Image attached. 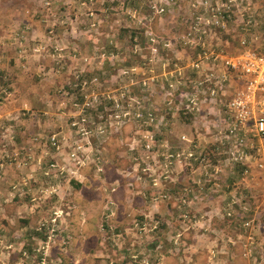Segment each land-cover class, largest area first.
Returning a JSON list of instances; mask_svg holds the SVG:
<instances>
[{
    "label": "rangeland",
    "instance_id": "1",
    "mask_svg": "<svg viewBox=\"0 0 264 264\" xmlns=\"http://www.w3.org/2000/svg\"><path fill=\"white\" fill-rule=\"evenodd\" d=\"M44 2L49 3L48 11ZM73 8L78 14L70 16ZM3 12L7 15L0 22L5 27L13 30L17 24H34L41 33L35 38L30 29H21L11 37L7 58L25 64L23 73L33 92L12 103L19 106L25 102L17 113L27 129L21 141L11 140L13 145L0 141L4 167L16 171L10 158L16 154L17 159L30 157L25 169L34 166L43 171L54 162L51 156L57 152L71 164L70 153L77 160L87 158V164L77 169L84 176L81 193L70 195L68 181L57 188L59 197L63 196L59 209L55 207L58 204L48 201L31 209L23 201L11 212L3 196L0 264H264V226H260L257 237L254 233L256 223L264 224V180L260 179L256 189L246 187L245 183L254 182L253 167H245L251 175L242 177L243 170H235L233 175L232 167L237 163L229 153L234 151V137L227 131L224 114L229 98L223 102L218 95L228 74H235L224 67V57L243 48L264 53V0H0V14ZM46 26L53 30L43 36ZM125 28L144 32L145 53L138 45L132 52L126 49L119 36V30ZM201 52L208 59L194 69L191 65ZM123 61L140 63L128 67L122 65ZM117 64L121 66L118 71H107L108 65ZM208 74L212 77L205 79ZM82 82L85 85L81 89ZM42 91L47 95L42 96ZM100 103L107 105L104 119L92 114ZM42 109L48 115H43ZM135 111L150 112L153 122L142 124L133 117ZM178 111L191 116L189 124L180 122ZM123 113H127L124 118H115ZM52 134L59 151L48 144ZM252 143V149L246 143L242 151L251 154L260 149L264 165V140ZM3 165L0 162V170ZM99 167L101 170L96 171ZM179 169L205 171L204 178L200 172V185L212 188V192L205 193L206 206L198 213L192 215L180 201L177 208L180 222L176 228L182 231L181 225L187 228L197 221L194 228L198 240L188 235L191 229L174 244L170 240L168 230L174 229H168L158 214L169 206L164 201H178L184 196L172 194L169 199L168 188L166 193L148 196L146 201L150 203V198H158L155 207L162 206V210L146 220L139 213L136 193H131V203L123 201L122 207L113 201L116 206L112 218H118L115 227L102 222L104 232L110 236L106 242L100 240L94 245L93 228L99 224L102 199L100 183L105 187L111 181L110 187L119 188L122 182L129 190L147 181L146 174L148 180L157 176L164 182L168 181L166 175ZM23 177L20 174L13 185H20ZM7 181L0 178L1 189L8 194ZM35 182L27 186L34 189ZM44 183L38 188L49 184ZM36 189L33 192L37 195ZM190 190L195 194L192 185ZM76 198H81L84 205L78 207ZM67 202L74 204L66 206ZM206 207L209 209L203 211ZM58 211L62 221L50 231L49 221ZM135 222H146L147 230L138 231ZM155 222L156 228L152 229ZM40 233L45 235L43 240L39 239ZM194 243L204 251L189 252Z\"/></svg>",
    "mask_w": 264,
    "mask_h": 264
},
{
    "label": "crops",
    "instance_id": "2",
    "mask_svg": "<svg viewBox=\"0 0 264 264\" xmlns=\"http://www.w3.org/2000/svg\"><path fill=\"white\" fill-rule=\"evenodd\" d=\"M32 1L35 2V0H32ZM74 9L75 8H73V10H72L73 13H71L70 16L78 14V13H75L76 11ZM0 15H1L0 18L3 19L4 17H6L7 12H3ZM18 23H21V22H18ZM3 26H4V29L2 28ZM14 27L15 28L12 30V28L10 29L9 26L5 27L3 22H0V33L1 32L4 33V34L0 35V50H1L0 73H2L4 75L3 80H9L10 81V83H8L6 86H4V87L0 86V103H1L0 104V130L2 127H4L3 133L1 132L2 135L0 136V139H1L0 141L1 142L7 141L11 145L14 144V141L11 142V140H13L14 138H16L15 139L16 143L21 141V136L26 131L25 129H27V127H25L23 125V120H21V118H19L21 116H19V114L17 113L20 106L21 107L25 106V102L22 101L19 104V106H13L12 103L15 104L16 102L21 101L23 98H26L25 96H26L27 91H24V89L26 87V84L28 85L27 81H29L27 76H25V74L23 73V71L26 70V68L24 67L25 64L22 62L17 63L16 60H13V62H11V60H8V58H7L8 54L10 52V46H12L11 37H13L17 32H20L24 29L27 31H29V29H30V31H31L30 34L32 33V35H31L32 37L36 38V37L41 36V33H37V31L35 30L34 24H31V25L30 24H17ZM52 30H53V28L51 26H46V29L44 28L42 35L44 36L46 31H47V33H51ZM4 55H5V57L2 58ZM19 66L21 67V72L18 71ZM216 71L219 72L220 68H217ZM240 88H242V80L237 75L229 73L227 83L224 85H221L218 88V95H221V97L223 98V102H224L227 100V98L231 97L232 93L235 90H238ZM32 92H33V89L31 86L29 95ZM41 95L46 96L47 92L42 91ZM14 98L16 99L15 102H13ZM10 104H12V105H10ZM262 107L264 108V104H262ZM42 114L45 115V114H47V112H45L43 110ZM42 120L45 121L44 118H42ZM4 121H7V122H4ZM37 126H39L38 123H37ZM11 130H13L12 131L13 133L11 135H6V133H8V131H11ZM17 139L19 141H17ZM102 149H103V147H102ZM36 150L37 149H35L34 151H36ZM104 150H106V152L107 151L109 152L108 149L104 148ZM62 156H63V154H61L59 152L55 156H51V159H54V162L60 166L64 165L65 171L61 174H57L55 172V170L48 171V177H45V176H43L44 169H43V171L37 170L34 166H31L28 169H25L24 167L18 169L14 166L15 170L18 172L14 171L13 169H7V167L6 166L4 167V165H3V163H4L3 154H0V162H2V165H3V168L0 170V178L2 176H3V178H8L7 182H9L8 184L10 185L9 186V192L7 194L5 192V189H1V184H0V200L3 198V196L7 197V199H8L7 201H9V203L7 205H9L8 208L11 210V212H14L17 210V208L21 207L20 204L23 201L28 202L29 208H31V209H33V208L37 209L36 205H39L45 201L55 202V204H58V205H55V207L57 209L61 208V205L59 202L62 203L63 196L60 195V197H59V194L61 192H59L58 190H57V196H50V198H47V199H45V197H43L41 202L36 201V198H37L36 197L37 196L36 191L33 192V190L38 188V186H42L43 184H45L44 183L45 181L47 183H49V184H47L48 186L53 185V187L58 188L59 186H61L63 184L64 181L70 182L71 180H73V179H70V175H69V171L71 170L70 165H72V164L67 161V157H65V156L62 157ZM116 159H118V158L116 157ZM246 165H247V167H250V168L253 167V163H248ZM22 169H24V170H22ZM9 172H11V174H8ZM200 172H201V170H192V171H186V170L181 171V169L174 170V172H171L168 175H166L165 179L168 181H164V182L163 181L160 182L158 180L157 176H151L150 179L148 180L149 176H148V174H146L147 175V178H146L147 181H142V184L140 183V186L138 185L136 188L132 187L129 190H128V188L124 189V184L122 182H121V185L119 188H114L113 186L110 187L109 183L111 181H107L108 185H106V186H108V187H106V186L104 187V183H100V186H103L102 188L99 189L100 196L102 197V199L100 200V205H99V210H98V213H99L98 214V223L99 224H97L95 226V228H93V238H94L93 241L95 242L94 245H97V243L100 242V240L103 242L107 241V238H109L110 234L108 232H104V229H105L104 225L109 224V227L111 225H112L111 227H115L113 223L116 222L115 220H118V218L116 217L114 220L112 218V216H113V210L116 206V203L118 204V207H122L124 202L131 203V201H132V199L130 198L131 193L137 194V196L135 198L138 197L137 199L140 202L139 213H141L142 216L144 217L143 219L146 220V219H149L150 214L156 215L158 210H162V209H160V207H162V206H156L155 207V205H157L158 202H160V200L158 198H155V199L150 198L149 201L152 200V203H150V202L146 201V200H148V196L156 194V193L157 194L166 193V192H164V190H168V188H169V193H166V195L168 196L169 199H171L172 194H177L178 196H180L185 188L190 189L191 185H192L195 194L193 193V191H190L188 189L190 191V194H188L186 196V198H184L186 206L184 205L183 207L189 209V211L192 215H193V212L198 213L199 211H201L202 208L204 206H206V204L203 202H206L208 200V197H206V195H207V193L212 192V190H211L212 188H210V186H208V185L207 186L203 185V186L199 187L196 184L199 181ZM20 174L22 176H24L23 180L21 181L20 185L17 184L16 186H14L13 182H16V180ZM89 175H92V174H89ZM256 176L253 178L254 182H249V184L245 183L246 187L252 185L251 189H253V188L256 189L257 183L261 182L260 179L264 180V178L259 176L258 172H256ZM77 178L78 179H75L73 181L75 182V184H79L80 188L78 190H74L71 187V185L68 184L69 189L67 192H69L70 195L77 193V192L81 193L83 190L82 189L83 184H82L81 179H84V176L78 172ZM85 178H86V176H85ZM153 179H154V185L151 186V180H153ZM193 179H195V182L193 181ZM144 180H145V178H144ZM34 181H36L35 182L36 186L34 189L31 188V185L26 186L27 183H32ZM56 181H59V183L56 184ZM193 182H194V184H191ZM48 186H46V187H48ZM40 189H42V188L39 187L36 190L38 191ZM205 193H206V195H205ZM55 197H57V198H55ZM184 199H180L177 201V198H176V199H173L172 202H171V200L164 201V203L168 202L169 206L166 205L165 212L158 214L160 219L162 220V222L165 223V225L167 226L168 229H170V228L174 229V230H168L169 238L173 242V244L177 240V238L180 237V235H186L185 232L188 231L189 229H191V231H189L188 235H190V237L192 235L196 236V231H195L196 228H194V226L196 224H194V223H196L197 221L190 224L191 226H189L187 228H185L184 225H181L182 231H179L178 228H176L180 222L177 220V217L180 216V214L177 211V208H179V201H182ZM113 201L114 202L116 201L115 205H114ZM109 202H112V206H109V204H108ZM84 203L85 202L82 201L81 198H76V200H75V204L78 207L83 206ZM73 204H74V202H67L66 206H68V205L73 206ZM43 205H42V207H43ZM130 206H132V204ZM38 207H40V205ZM42 207H41V209H42ZM172 207H174V209ZM191 209H192V211H191ZM207 209H209V208L206 207V209L203 211H206ZM58 212H60V211H58ZM256 214H257V212H256ZM201 215L205 216V214H201ZM61 216H63V215L60 214V217ZM60 217L55 220V223L53 224V226L50 225V228L52 230L56 226L57 221H59V222L62 221V219H60ZM102 222L104 225L102 224ZM111 222H112V224H111ZM119 222L123 223L120 220H119ZM144 225L146 226V222ZM260 226L263 227L264 224L259 223V225H258V223H256L255 232H254L256 237H257L259 231L262 230L260 228ZM178 227H180V226H178ZM124 228H125V226H124ZM117 236L118 235L115 234L114 238H116L115 240L119 241L117 239ZM99 237H101V239H99ZM102 238H104V239H102ZM196 239L198 240V236H196ZM192 240L193 239L191 238L190 242ZM181 246L183 248H185L184 244H182ZM194 246L195 247L189 248L190 249L189 252H203L204 251L202 249L199 250L198 248H196V247H198L196 245V243H194ZM178 253L179 252H176V254H177L176 257L178 256ZM174 255H175V253L171 251V256H174ZM174 264H178L177 261H175Z\"/></svg>",
    "mask_w": 264,
    "mask_h": 264
},
{
    "label": "built area",
    "instance_id": "3",
    "mask_svg": "<svg viewBox=\"0 0 264 264\" xmlns=\"http://www.w3.org/2000/svg\"><path fill=\"white\" fill-rule=\"evenodd\" d=\"M43 4L45 6V10L48 11L49 3L44 2ZM242 44L243 43H241V45ZM207 59L208 58L205 53L201 52L200 54H198L197 62L193 63L191 67L194 69H198L199 67H201L203 61ZM215 59L216 57L213 58V60ZM223 64L225 68L234 72L242 80V88L235 90L232 93L226 105L225 124L226 126H228L227 131L229 132V134H233L234 137L232 141L234 145V151L230 152L229 155L232 157V160L235 163L244 164L246 169L248 168L246 165L248 164V161H252L253 168L256 170V172H258L260 177L264 178V165L260 161V149L256 148L251 154H244V152L242 151V148L248 146L246 143H248L250 145L248 147L252 149L253 140H255L256 142L264 140V108L262 107V104H264V53L260 54L243 48L232 56L224 57ZM210 77H212V74L205 75V79H209ZM84 85L85 82H82L80 84V88L82 89ZM142 85H144V82H142ZM73 86H76V84H73ZM93 102H95L94 96ZM126 115L127 113H123L120 116H115V118H124ZM133 117L145 125L153 122V117L150 112L141 113L135 111L133 113ZM181 139L184 140L183 137H181ZM48 144L54 147L55 150L59 151V146H56L57 140L54 134H52L48 138ZM147 147L148 146H146V148ZM190 156L191 155L188 154V157ZM10 158L13 162L12 164L18 169L25 167L28 161L31 160L29 156H23L22 158L17 159L16 154H13L12 156H10ZM69 158L72 162H74L71 166V170L69 171L70 179H77V169L87 164V162H85L87 158H80L79 160H77L76 156L73 153L69 154ZM36 162L37 165H39L40 162L38 159L36 160ZM168 164H170V161H168ZM100 168L101 167L97 168L96 171L101 170ZM246 169L242 171V177L250 175ZM52 170H55L57 174H61L65 171V167L64 165L60 166L55 162H51L47 165L46 168H44L43 176L48 177V171ZM201 176L204 178L206 176V172L202 170ZM196 184L201 187L200 181H198ZM215 187H218V185ZM188 189L185 188L183 190L182 196L184 197H182L181 199L186 198V196L190 194L191 190L189 189V191ZM50 196H57V188L48 186L38 190L36 201L42 200L43 197H45V199L50 198ZM180 203L185 205V199L180 201ZM108 204L109 206H112V202H109ZM60 214V212L53 213L55 217L51 218V220L49 221L51 226H53L55 220L60 217ZM182 217L184 218L185 215H183ZM144 224L145 223L143 222L140 224L135 222L133 226L136 227L138 231H145L146 226ZM156 224L157 222L152 225V229L156 228ZM50 231L53 230L51 229Z\"/></svg>",
    "mask_w": 264,
    "mask_h": 264
},
{
    "label": "trees",
    "instance_id": "4",
    "mask_svg": "<svg viewBox=\"0 0 264 264\" xmlns=\"http://www.w3.org/2000/svg\"><path fill=\"white\" fill-rule=\"evenodd\" d=\"M119 32H120V34H119L120 39L125 41V45L127 47L126 49H128L129 51L132 52L133 46L138 45V47H140V49H142V52L145 53L146 50L144 49L145 48L144 41L146 40V37H145L144 32L142 30H137L135 28H125V29H120ZM112 51H114V49H112ZM252 51L255 52V50H252ZM124 52L125 51L123 50L122 55L124 54ZM134 63L135 64H139L140 61H136V62L123 61L122 65L123 66L126 65V66L129 67L132 64L134 65ZM108 67L109 68H106L107 71H111L112 73H114V72L118 71L121 66H120V64H117V65H108ZM3 77H4V75L2 73H0V86L4 87L8 83H10V81L9 80H3ZM27 83H28V81H27ZM30 87H31V85L29 83H28V85L26 84V87L24 89V91H27L26 96H25L26 98H27V96H29ZM67 91L70 92L69 89H67ZM23 99H25V98H23ZM105 106H107V105L103 104V103H100L96 107L95 111H93L92 114L96 115L99 118L104 119L103 110H104ZM178 113H179L180 122L183 123V124H189L191 116H183V112L182 111H178ZM233 166H234V167H232L233 175H235L236 172L240 173V171L245 169L244 164H241V163L240 164L239 163L234 164ZM235 170H236V172H235ZM68 184H70L71 187L74 190H78L80 188V185L79 184H75V182L73 180L68 182ZM38 236H39V239H41V240H43L44 237H45V235L44 234L42 235L41 233Z\"/></svg>",
    "mask_w": 264,
    "mask_h": 264
}]
</instances>
